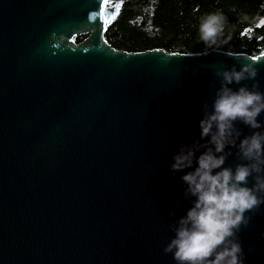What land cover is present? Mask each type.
I'll return each mask as SVG.
<instances>
[{"label": "water", "instance_id": "1", "mask_svg": "<svg viewBox=\"0 0 264 264\" xmlns=\"http://www.w3.org/2000/svg\"><path fill=\"white\" fill-rule=\"evenodd\" d=\"M101 2L0 0V264H175L162 248L189 169L169 163L200 140L214 70L252 56L116 49L104 21L120 2ZM248 214L245 264H261L264 203Z\"/></svg>", "mask_w": 264, "mask_h": 264}, {"label": "clouds", "instance_id": "2", "mask_svg": "<svg viewBox=\"0 0 264 264\" xmlns=\"http://www.w3.org/2000/svg\"><path fill=\"white\" fill-rule=\"evenodd\" d=\"M249 19L242 16L243 21ZM227 24L220 9L197 17V41L204 46L201 53L218 51L228 43ZM252 61L237 60L239 67L234 63L214 70L218 87L210 103L201 101L200 140L180 142L172 155L171 174L189 169L180 180L182 195L190 198V207L169 225L173 235L162 248L175 264H245L238 233L248 226V213L264 203V91L255 79L257 68ZM249 80L250 85L241 83ZM240 124L250 131L242 135ZM230 155L235 158L233 164L226 163Z\"/></svg>", "mask_w": 264, "mask_h": 264}, {"label": "trees", "instance_id": "3", "mask_svg": "<svg viewBox=\"0 0 264 264\" xmlns=\"http://www.w3.org/2000/svg\"><path fill=\"white\" fill-rule=\"evenodd\" d=\"M117 15L106 27L104 39L129 52L163 49L166 52L201 53L195 24L204 12L220 9L231 39L222 51L257 56L264 53V0H115ZM247 15L249 21H243ZM255 22H252V21ZM86 35H77L75 42Z\"/></svg>", "mask_w": 264, "mask_h": 264}, {"label": "snow or ice", "instance_id": "4", "mask_svg": "<svg viewBox=\"0 0 264 264\" xmlns=\"http://www.w3.org/2000/svg\"><path fill=\"white\" fill-rule=\"evenodd\" d=\"M99 6H100L101 14H103L106 10V6H109V0H102V2L100 3ZM116 7L119 8V4H117ZM114 18H115V15L111 14L110 17L104 21V23L108 24ZM262 23H264V21H262ZM262 55H264V54H262ZM252 59L257 60V57L253 56Z\"/></svg>", "mask_w": 264, "mask_h": 264}, {"label": "flooded vegetation", "instance_id": "5", "mask_svg": "<svg viewBox=\"0 0 264 264\" xmlns=\"http://www.w3.org/2000/svg\"><path fill=\"white\" fill-rule=\"evenodd\" d=\"M116 2L115 0H112V3Z\"/></svg>", "mask_w": 264, "mask_h": 264}]
</instances>
